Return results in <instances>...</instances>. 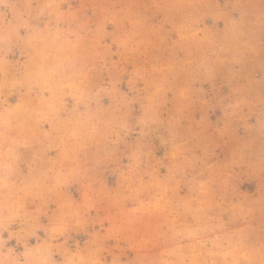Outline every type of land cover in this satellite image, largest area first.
<instances>
[{"label": "clouds", "instance_id": "obj_1", "mask_svg": "<svg viewBox=\"0 0 264 264\" xmlns=\"http://www.w3.org/2000/svg\"><path fill=\"white\" fill-rule=\"evenodd\" d=\"M0 264H264V0H0Z\"/></svg>", "mask_w": 264, "mask_h": 264}]
</instances>
